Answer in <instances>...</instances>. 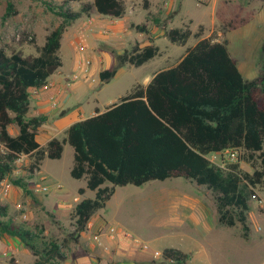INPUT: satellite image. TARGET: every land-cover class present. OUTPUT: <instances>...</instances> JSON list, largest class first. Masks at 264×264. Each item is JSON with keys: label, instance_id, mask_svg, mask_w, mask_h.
Wrapping results in <instances>:
<instances>
[{"label": "trees", "instance_id": "obj_1", "mask_svg": "<svg viewBox=\"0 0 264 264\" xmlns=\"http://www.w3.org/2000/svg\"><path fill=\"white\" fill-rule=\"evenodd\" d=\"M69 1L54 7L46 3L61 22L48 33L37 56L7 54L0 49V183L11 176L21 156H34L29 168L33 172L40 170L45 157L60 159L68 143L75 152L71 176L77 180L86 176L87 187L96 195L75 207L71 216L74 231L62 242L46 238L43 228H25L10 216L8 206L0 203V239H13L28 248L35 258L33 264H60L67 258L65 248L79 243L91 218L114 195L115 187H139L172 178H183L212 191L219 223L240 225L247 236L250 206L248 194L242 190L255 195L253 189L264 187V42L261 71L248 80L225 41L202 38L175 67L157 72L146 86H136L105 112L71 124L65 140L52 138L42 147L37 137L47 116H30L31 90L46 87L63 66L59 52L64 32L92 11L113 19L123 18L126 11L123 0H93L79 11L66 8ZM15 14L8 0L4 17ZM152 21L156 27L161 25L156 17ZM133 27L149 34L147 23ZM190 36L189 29L166 33L172 43L182 45ZM149 42L117 54L116 68L100 72L101 83H109L126 64L141 66L153 59L159 49L152 39ZM11 127L17 128L16 135L9 132ZM227 149H241L243 158L226 169L207 158ZM241 161L251 164L254 172L243 171ZM106 183L112 187H103ZM12 184L31 193L22 178L12 180ZM189 258L177 249L163 251L164 260L177 264H185ZM8 264H16L15 259Z\"/></svg>", "mask_w": 264, "mask_h": 264}, {"label": "rangeland", "instance_id": "obj_2", "mask_svg": "<svg viewBox=\"0 0 264 264\" xmlns=\"http://www.w3.org/2000/svg\"><path fill=\"white\" fill-rule=\"evenodd\" d=\"M63 1L65 0H11L16 14L5 18L8 0H0V48L7 54L19 52L23 56H37L38 48L45 45L44 30L53 29L58 26L59 21L61 22V19L47 8L46 3L54 7L61 5ZM124 1L130 4L129 8L135 10L134 13L126 10L122 19L123 24L144 22L149 13L153 18L161 20L159 27H155L152 20L148 22L151 27L153 45L159 49L158 54L141 66L124 65L107 84H102L99 76L92 75L89 69L85 74L91 82L83 84L77 94H73L74 88L70 89L71 98L67 107L70 108V112L76 110L66 118H61V110H57L54 114H45L49 122L48 125H43L39 135L41 143L45 142L42 135L44 129L55 125L58 130L78 117L80 113L90 117L91 111L97 108L101 113L105 112L129 95L136 86L144 85V78L152 77L158 71L175 67L187 51L208 34L216 39L217 32L226 36L228 29L235 30V33L231 34L229 52L238 62H241L245 79L252 80L259 75L264 42L263 2L258 0H149L151 3L149 9V4L145 0ZM88 3V0H70L68 6L78 9ZM29 4L30 8L26 10ZM257 4L260 7L252 9ZM228 6L229 10L226 9ZM252 10L260 12L261 19L257 23L248 13ZM221 16L234 20L233 23L241 16L244 18L242 22L237 21L234 26L231 24L232 26L228 27L230 20L225 23L219 20ZM82 21H86V17L72 22L64 33L59 52L63 66L49 80H57L67 74L72 75L75 70L77 58H75V49L71 40L75 41L78 37L76 35L78 25L83 30ZM171 29H189L191 36L186 44L172 43L166 37L167 31ZM99 31L97 29L90 32L88 39L86 55L93 57V61L90 62L92 67L98 65L96 58H103L101 62L104 61V70H113L117 66L116 56L119 51L124 49L131 51L135 44L140 46V43L135 41H140L139 33L134 29L123 34L122 39L106 37L99 34ZM27 32L32 34V41L26 40ZM18 34L21 36L20 40H17ZM221 40L224 39L221 38ZM79 79L81 78H68L67 85L70 86ZM34 95L35 93H31L32 105H34ZM77 108H80L81 112L77 111ZM66 130L58 133L57 139L65 140ZM9 132L16 135L17 128L11 127ZM74 154L73 147L65 143L60 159L52 160L45 157L40 163V170L33 172L29 168L34 156L24 155L16 161V169L5 180L10 186L9 196L0 200L1 204L8 206L9 214L16 222L30 230L43 228L46 238H54L60 242L74 231L71 216L75 207L85 199H94L96 195L95 191L87 187L86 176L79 180L71 176ZM242 158L243 152L240 154V159ZM215 161L218 162L217 159ZM255 168H260L259 162L255 163ZM241 169L250 174L254 172L252 165L245 161H241ZM18 178L27 182L30 194L12 184V180ZM37 185L47 187L48 191L37 192ZM107 186L112 187L110 183L104 184L103 187ZM81 189L85 191L83 194L79 192ZM242 192L248 194L250 206L247 236L244 235L240 225L227 227L219 223L215 194L212 191L183 178L150 181L139 187L134 185L115 187L114 195L95 217L96 219L100 217L102 223H105L103 228H99L100 233L109 231L108 228L111 226L130 233L131 238H134V241L130 238L129 243L133 249L138 248L134 243L140 247L147 244L150 249L159 250L162 254L164 248L169 246L183 249L190 255L185 264H264V187L258 186L253 189L255 195L250 194L248 189ZM189 198L199 199L204 207L202 222L197 227L187 220L189 217L185 203ZM175 201L184 204L178 205L171 211V202ZM23 215H26L27 219L24 220ZM200 217L197 216V218ZM195 220L197 221L196 217ZM73 245L72 243L65 248L67 257L71 256ZM11 258L15 259L16 264H33L35 260L32 252L21 243L9 238L0 239V264H8ZM152 258L158 264H177L164 260L163 257L152 256ZM64 261L60 264H64Z\"/></svg>", "mask_w": 264, "mask_h": 264}, {"label": "crops", "instance_id": "obj_3", "mask_svg": "<svg viewBox=\"0 0 264 264\" xmlns=\"http://www.w3.org/2000/svg\"><path fill=\"white\" fill-rule=\"evenodd\" d=\"M88 1H89V3L93 2V0H88ZM145 1H147V4H149L148 8L150 9L151 8L150 1L149 0H145ZM129 2H133V1L129 0ZM123 3L125 5L126 10L128 9V10H130L131 13H134L135 9H133L131 7L129 8V5H130L129 3H126L124 0H123ZM220 3L222 4L221 1H220ZM127 6H128V8H127ZM161 6H163V5H161ZM256 7H260V5L257 4V6H253L252 9H254ZM29 8H30V4L26 6V10H28ZM66 8H68L71 11H79L81 9V8L73 9L72 7L70 8V6H68V5ZM227 8H228V10L230 9L229 6L226 7V9ZM254 11H256L257 14L254 13ZM254 11L252 10V12L249 11L248 13L250 14L251 18L257 23L261 19L259 16L260 12H259V10H254ZM155 12H156V10H155ZM243 14H244V12H243ZM148 16H150L149 21L152 20V17H153L152 14L149 13ZM148 16H147V18H148ZM83 17H86V21H82V23H81V25L84 26L83 30L78 25V27H77L78 32L76 33V35H78V37L75 38V41L71 40L73 47L75 49V54H76L75 58H77L75 70L73 71L72 75L67 74V75H63L60 79H57V80H53V81L48 80V86H46V88L44 87V88L38 89V90L37 89L31 90V93H35V95L33 97L34 98V101H33L34 105L31 104V108H30V116L45 115L46 113L50 115L52 113L54 114L57 110H61L60 111V113H62L61 118H66L73 111L76 110L75 109V110L70 112V108L67 107L68 106L67 104L71 98V90H70L71 88H74L73 94H77L79 92L78 89H81L83 87L82 86L83 84H87V83L91 82L90 80H88L86 78L87 74H85L86 62L87 61H89V62L93 61L92 60L93 57L86 55L90 32H93L94 30L99 29L100 30L99 34L101 33L102 35L109 37V38H112V39H120V38L122 39L123 34L128 33L129 31H131L133 29L135 31H137L135 29V27H133V26H137V25L147 23V26L149 28V34L147 35L145 33H140L137 31L139 33L140 41H138V40H135V41L137 43H140V47H143V46L149 45L150 44L149 39H152L151 38V27H150V25H148L149 21H147V18L145 19L144 22H141L139 24H134L133 22H130V23L126 22L127 24H123L122 19L124 17L121 19H113L110 17L103 18L99 14H97L95 11L90 12L89 15L82 16L80 19H82ZM243 18H244V16L243 17L241 16L237 21L242 22ZM219 20H221L225 23H226V21L230 20L228 23V27L229 26L231 27L232 25L234 26L237 22V21H235V23H233L234 20L227 18V17H224V16L219 17ZM59 24H60V21H59ZM213 24L215 25V21L213 22ZM51 30L52 29L44 30L46 32L45 39ZM233 33H235V30H233V29H228L226 31V36L225 35L223 36V34L221 32H217L218 37L216 39H214V38L213 39H214V41H217V42L225 41L227 43V47H229L231 34H233ZM209 35L210 34L206 35L204 38L210 37ZM221 38H223L224 40H221ZM124 50L129 51L128 49H124ZM123 51H119L118 54H120ZM231 56L237 62L239 70L241 71L243 76H245V74L242 71V67L240 64L241 62H238V60L235 57H233V55H231ZM102 60H103V58H96L98 65H95V66H97V67H95V66L92 67V64L90 65L89 69H90V72L92 75L96 74V76H99L100 72L104 70V67H103L104 61L101 62ZM60 74H62V73H60ZM154 75L152 77L144 78L143 84L147 85L151 81V79L154 77ZM75 76L79 77L81 79L75 81L74 83H71V85L68 86L67 85V82H68L67 79L73 78ZM80 80H82V81H80ZM94 80H95V78H94ZM54 100L58 103L57 108H54L52 106ZM77 111L81 112V109L77 108ZM98 112L101 113V111H99V109L97 108V109L91 111L89 116L90 117L95 116V115H97ZM86 118H89V117H85L84 114L80 113L78 117H75L74 119H72L70 122L66 123V125H64L63 127H61L58 130H57V127L55 125L49 126L48 128L43 130L42 135H44L43 139L45 140V142L41 143L39 141V135L41 134V131L43 129V125L44 124L48 125L49 119L47 118V121L40 128V132H39V135L37 137V140L40 143V145L42 147H44L49 140H51L52 138H57L58 133H60L61 131L65 130V129H68V127L71 124L78 122V121H81V120H84ZM40 173H41V171H40ZM183 204H184L183 202H181L180 204L177 201L171 202V205H170L171 211H173V208L174 209L177 208L178 205L183 206ZM185 204L187 205L186 210L188 212L187 216L189 217L187 220L188 221L190 220L191 223L193 225H195L194 227H197L202 222V218L204 216V212H203L204 207H203L201 201L199 199L189 198V199H187V202ZM199 210H201V212ZM95 215L91 218V220L88 224L87 230L81 234L79 243L76 245L75 244L73 245L72 253L70 254L71 256L66 258V261H64L65 262L64 264H158V263L154 262L155 260H153V258H152L154 250L150 249L149 251H144L136 243H134V244L137 245L138 248H135V249L131 248V246L129 244L131 242L130 241V238H131L130 235L131 234L123 231V229L119 230L118 228H115L116 232L114 234L109 233V231H107V230L102 231V233H100L99 228H103V225H105V223H102V219L100 217H99V219H96ZM197 216H201V217L197 218ZM195 217H196L197 221L195 220ZM181 236H184V235H181ZM131 239H133V241H134L133 237ZM135 240H137V239H135ZM168 248L177 249V250H180V251L186 253V251H184L183 249H179V248H176L174 246L165 247L164 250L168 249ZM155 251H159V250H155Z\"/></svg>", "mask_w": 264, "mask_h": 264}, {"label": "built area", "instance_id": "obj_4", "mask_svg": "<svg viewBox=\"0 0 264 264\" xmlns=\"http://www.w3.org/2000/svg\"><path fill=\"white\" fill-rule=\"evenodd\" d=\"M201 1H207V0H201ZM20 38H21V36L18 34L17 35V40H20ZM26 40L28 42L33 40V36L29 32L26 33ZM0 49H2V48H0ZM90 65H91L90 62L87 61L86 65H85V73L88 72V70L90 68ZM52 106L54 108H57L58 103L54 100ZM241 152H243L241 149H227V150H224V151H222L220 153L211 154L207 158L213 164L217 165L218 167H220L222 169H226V167L229 164L238 162L240 160ZM215 159H217L218 162H216ZM36 191L39 192V193H45V192L48 191V188L47 187H40L39 185H37ZM9 192H10V186L8 184H6V181L4 180L3 182L0 183V200L3 199V198L4 199L7 198L9 196ZM22 218L25 220V219H27V216L23 215ZM108 230H109V232L111 234H114L116 232V229L113 228V227H109ZM141 248L144 251H149L150 250V247L147 244L142 245ZM153 256L154 257H163V254L160 251H155L154 250L153 251Z\"/></svg>", "mask_w": 264, "mask_h": 264}]
</instances>
